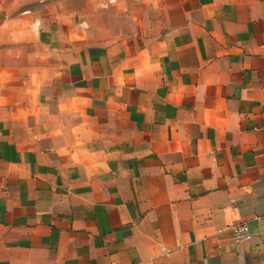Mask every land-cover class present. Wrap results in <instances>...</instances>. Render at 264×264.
Instances as JSON below:
<instances>
[{
	"label": "crops",
	"instance_id": "0c3cea01",
	"mask_svg": "<svg viewBox=\"0 0 264 264\" xmlns=\"http://www.w3.org/2000/svg\"><path fill=\"white\" fill-rule=\"evenodd\" d=\"M140 2L0 11V264H264V0Z\"/></svg>",
	"mask_w": 264,
	"mask_h": 264
},
{
	"label": "rangeland",
	"instance_id": "374dc122",
	"mask_svg": "<svg viewBox=\"0 0 264 264\" xmlns=\"http://www.w3.org/2000/svg\"><path fill=\"white\" fill-rule=\"evenodd\" d=\"M141 0H2L0 11L20 14L28 9L32 23L38 20L57 26L70 33L81 45L112 38L110 29L123 28L124 13H136ZM10 15L0 18V24H7ZM20 25L28 24L18 21ZM5 24V25H6ZM122 26V27H121ZM110 30V31H109ZM120 32V31H118ZM2 32L0 37H4Z\"/></svg>",
	"mask_w": 264,
	"mask_h": 264
},
{
	"label": "built area",
	"instance_id": "2783aa9c",
	"mask_svg": "<svg viewBox=\"0 0 264 264\" xmlns=\"http://www.w3.org/2000/svg\"><path fill=\"white\" fill-rule=\"evenodd\" d=\"M229 229L235 243H240L250 238V232L245 222L231 225Z\"/></svg>",
	"mask_w": 264,
	"mask_h": 264
}]
</instances>
